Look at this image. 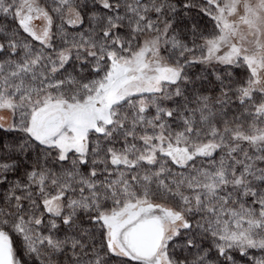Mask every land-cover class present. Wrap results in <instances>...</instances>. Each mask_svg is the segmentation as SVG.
<instances>
[{
	"label": "snow or ice",
	"instance_id": "1",
	"mask_svg": "<svg viewBox=\"0 0 264 264\" xmlns=\"http://www.w3.org/2000/svg\"><path fill=\"white\" fill-rule=\"evenodd\" d=\"M0 264H264V0H0Z\"/></svg>",
	"mask_w": 264,
	"mask_h": 264
}]
</instances>
